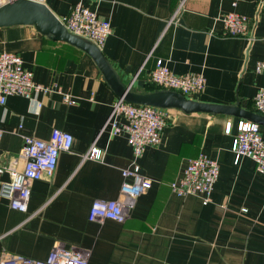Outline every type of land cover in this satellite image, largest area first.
<instances>
[{"label":"crops","instance_id":"0c3cea01","mask_svg":"<svg viewBox=\"0 0 264 264\" xmlns=\"http://www.w3.org/2000/svg\"><path fill=\"white\" fill-rule=\"evenodd\" d=\"M36 1L60 19L81 3L109 21L112 33L101 49L133 91L145 92L163 59L176 75L205 76V89L191 99L256 108L264 88V74L256 71L264 59L262 0ZM232 12L249 17L250 38L226 34L223 17ZM2 52L21 56L34 80L52 91L37 102L14 95L0 105V262L17 255L45 260L61 245L87 252L89 264H264V175L250 158L236 163L232 152L242 119L171 110L161 144L139 160L151 190L132 202L123 223L90 221L95 200L122 198V172L134 159L127 135H112L108 124L118 97L89 55L33 26L0 28ZM54 129L73 136L71 150L60 154L52 176L33 182L27 212L12 209L1 187L11 166L22 168L24 137L49 140ZM92 146L103 151L101 160L86 158ZM201 153L220 164L207 205L170 187Z\"/></svg>","mask_w":264,"mask_h":264},{"label":"built area","instance_id":"2783aa9c","mask_svg":"<svg viewBox=\"0 0 264 264\" xmlns=\"http://www.w3.org/2000/svg\"><path fill=\"white\" fill-rule=\"evenodd\" d=\"M15 0H0V7ZM184 2L180 4V9ZM264 8V0L261 1ZM178 9L170 23L179 19ZM71 34L92 41L102 48L112 33L109 21L101 19L95 11L76 4L71 12L61 19ZM249 17L232 12L223 17L226 34L232 37L250 38ZM258 73L264 74V59L256 66ZM150 83L161 89L173 90L186 97L199 95L206 87V78L201 73L174 74L163 59H159L150 74ZM51 88L37 83L34 73L23 67L21 56L15 53H0V105L4 106L10 96H22L37 102V96L51 92ZM66 104H75L69 94H63ZM258 113L264 115V88L254 99ZM42 107L41 103L37 104ZM171 110L151 106L133 105L123 98H118L112 107L108 124L112 135L126 134L133 150L134 159L130 168L123 170L124 182L121 187L122 198L117 200L97 199L93 202L89 220L109 219L123 223L129 216L132 202L151 190L153 181L142 174L139 160L149 147L159 146L166 127L171 121ZM121 119L125 122L122 123ZM232 124H227L226 132H231ZM2 131L0 130V139ZM73 136L60 129H54L49 140L31 136L24 137L20 154L22 168L14 164L8 169L10 179L2 183L1 196L7 199L10 207L20 212H27L32 184L45 176H52L56 171L59 156L69 152L73 146ZM232 152L235 162L243 157L254 161L258 173L264 175V131L262 126L241 120L237 125V134L233 141ZM86 158L101 160L103 151L92 146ZM220 176V164L206 153L189 160L180 176L170 183L172 192L180 197L200 196L207 205ZM243 212H247L244 209ZM0 264H89L87 252L77 247L57 246L47 259L37 260L25 256H10Z\"/></svg>","mask_w":264,"mask_h":264},{"label":"water","instance_id":"95a60500","mask_svg":"<svg viewBox=\"0 0 264 264\" xmlns=\"http://www.w3.org/2000/svg\"><path fill=\"white\" fill-rule=\"evenodd\" d=\"M33 26L52 41L67 43L87 55L96 63L105 81L118 98L133 105L151 106L160 109L179 110L184 114L204 113L225 115L259 124L264 128V115L244 109L240 103L231 105L212 104L186 97L180 92L159 89L154 92H136L126 85L106 58L102 49L92 41L71 34L61 19L46 4L36 0H15L0 7V28Z\"/></svg>","mask_w":264,"mask_h":264},{"label":"trees","instance_id":"16d2710c","mask_svg":"<svg viewBox=\"0 0 264 264\" xmlns=\"http://www.w3.org/2000/svg\"><path fill=\"white\" fill-rule=\"evenodd\" d=\"M159 89H161V88L158 87L157 85L152 84V83L149 82V83L146 85V87H145V92H154V91L159 90ZM253 111H256V112H257L256 108H254ZM262 129H263V131H264V128H262Z\"/></svg>","mask_w":264,"mask_h":264}]
</instances>
